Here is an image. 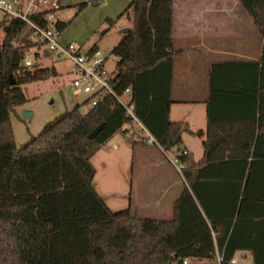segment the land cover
<instances>
[{"label":"trees","instance_id":"obj_1","mask_svg":"<svg viewBox=\"0 0 264 264\" xmlns=\"http://www.w3.org/2000/svg\"><path fill=\"white\" fill-rule=\"evenodd\" d=\"M258 31L257 61L211 66L207 131L172 122L175 0H131V29L113 50L115 88L131 91L138 121L164 154L179 148L186 186L170 221L114 212L93 186L92 158L126 125L137 124L112 98L89 101L17 146L11 114L27 103L23 86L57 78L54 68L25 66L49 57L33 30L0 22V264H231L240 253L264 264V0H239ZM85 7L79 6V12ZM39 17H34L38 21ZM40 21V20H39ZM117 21L108 20L110 28ZM68 23L60 26L63 34ZM95 46L93 50H97ZM12 79L14 84H12ZM103 125L94 139L90 135ZM145 134L143 131H140ZM184 136L203 138L197 162ZM147 145V138L140 142Z\"/></svg>","mask_w":264,"mask_h":264},{"label":"rangeland","instance_id":"obj_2","mask_svg":"<svg viewBox=\"0 0 264 264\" xmlns=\"http://www.w3.org/2000/svg\"><path fill=\"white\" fill-rule=\"evenodd\" d=\"M201 2L207 8V15L210 13L211 17L216 15L218 17L219 13H224L222 16L227 22L224 24L225 27L221 22L222 26L219 30H226L227 36H231L227 40V48L238 52H245L251 48L256 52L254 39L257 31L239 0H195L196 7L202 6ZM130 3L131 0H104L103 3H91L89 0H62V4L70 10L71 16L61 36L62 43L83 46L86 49L96 46L102 56L109 58L107 68L114 75L118 61L111 54L122 41L124 32L131 29L127 17L120 18ZM82 4L85 7L79 12L78 7ZM4 16L0 11V22L3 21ZM108 20L117 21L116 25L110 28ZM215 20L217 21L215 17L211 19L212 22ZM244 24H248L247 27ZM237 25L241 26L237 28ZM208 29V33H213L217 28L211 25ZM242 33L246 38L242 39L240 36ZM258 39L261 44L259 34ZM182 44L183 42L176 43V48L180 49ZM192 48L198 49L196 46ZM198 57L200 56L192 55L194 61ZM31 61L35 65H41L42 68H54L58 77L23 86L27 103L11 114V125L17 146L38 136L46 124L88 99L87 96L74 95L71 86L74 66L71 62L53 55L37 58L35 53H32ZM128 101L129 98L126 97L124 102ZM91 108L87 105L84 111L88 112ZM26 114L31 116L28 118ZM124 130H130L131 133H118L92 158L91 163L96 169L94 188L114 212L130 209L140 218L172 220L171 202L175 200L176 192L183 189L181 167L177 160L179 148L164 155L158 152L160 162L153 160L154 158L150 160L141 149L143 146L140 142L148 139L146 134L140 132L141 127L137 124L126 125ZM185 140L194 141L188 136ZM185 147L184 144L181 148ZM192 147L196 154L195 160H200L202 141L195 140V145ZM168 187L170 190L162 196ZM157 200H162V203L161 208L158 206L155 210ZM162 210L165 211L163 214ZM238 260L239 264H252L250 256L244 258L238 256Z\"/></svg>","mask_w":264,"mask_h":264},{"label":"crops","instance_id":"obj_3","mask_svg":"<svg viewBox=\"0 0 264 264\" xmlns=\"http://www.w3.org/2000/svg\"><path fill=\"white\" fill-rule=\"evenodd\" d=\"M201 4L202 6L196 7L195 0H175L173 32L175 48L176 43L183 42V44L180 49L176 48V51L179 52V54L175 57L174 62V80L171 94L174 103L171 106L170 119L172 122L188 123L194 132L202 131L205 135L208 126L207 101L210 95L209 82L211 66L218 62L231 60L257 61L260 58L262 42L261 44L258 42V31L256 30L257 33L255 34L257 35H255L256 37L254 39L257 48L256 52L251 48L245 52H238L227 48L226 43L231 36H227L226 30H219L222 26L220 23L222 22L225 27L224 24L227 22V19L225 20V17L222 16L224 13H219L218 17L217 15L211 17L210 13L207 15L208 12L207 8L204 7L205 4L203 2H201ZM62 6L68 10V7L64 4H62ZM214 17L217 18V21L215 20L212 22L211 19L213 20ZM69 18H71V16ZM211 25L217 29L213 33H208L209 29L207 30V28H210ZM245 25L247 27L248 24H244V26ZM238 26L241 25H237V28ZM250 30L252 29L250 28ZM241 31L244 30L241 29ZM243 35L244 33L240 35L242 36V39L246 38V36ZM192 46H196L198 49H193ZM192 55L200 57L194 61ZM185 137L186 136L183 138V145L185 144V148L195 156L196 154L193 152L192 146L195 145V140L198 139L202 141L203 147L205 136L203 138H193L188 136V138L193 139L194 141H186ZM142 146V151L150 160L154 158L153 160L157 162L161 161L157 154L159 152L164 155V153L158 147L149 144H142ZM151 148H154V150ZM200 155L201 159L198 161L196 160L197 162L202 160L204 156V148L201 150ZM182 184L183 189L176 192L175 200L171 202L173 205L180 198L186 186L183 179ZM169 190L168 187L167 190L163 192L162 196H164ZM156 203L155 210L158 209L162 200H157ZM164 212L165 211L162 210L161 213L163 214ZM147 219L152 218L147 217ZM240 254L245 255V257L250 256L252 259V256L248 253Z\"/></svg>","mask_w":264,"mask_h":264},{"label":"built area","instance_id":"obj_4","mask_svg":"<svg viewBox=\"0 0 264 264\" xmlns=\"http://www.w3.org/2000/svg\"><path fill=\"white\" fill-rule=\"evenodd\" d=\"M0 11L10 19L22 21L33 30V38L41 44V49L36 52L37 54L42 55L47 52L73 64L74 79L71 86L76 97L87 96L86 101H89L92 108L97 107L107 97L114 99L148 136V144H156L154 138L134 114L131 91L127 90L123 95L117 93L115 81L118 68L114 75L109 72L107 68L109 58L102 56L98 49H86L83 46L62 43L60 26L68 22L70 10L62 6L61 0H0ZM34 17H39L40 21H34ZM31 57L32 54L27 56L26 67L34 65ZM126 97L129 98L127 103L124 102ZM238 256L245 257L243 254ZM238 256L231 264H239ZM217 259L218 264H222L223 258L218 253ZM183 264H188V262L185 261Z\"/></svg>","mask_w":264,"mask_h":264},{"label":"water","instance_id":"obj_5","mask_svg":"<svg viewBox=\"0 0 264 264\" xmlns=\"http://www.w3.org/2000/svg\"><path fill=\"white\" fill-rule=\"evenodd\" d=\"M89 1H90L91 3H103V2H104V0H89ZM129 31H130V29H129V30H126V31L124 32V34H125V33H128ZM12 84H14V80H13V79H12ZM30 116H31L30 114H26V117L29 118ZM102 130H103V125H101L100 127H98V128L96 129V131L90 135V139H94V138L97 136V134L100 133ZM178 264H183V262H182V261H179Z\"/></svg>","mask_w":264,"mask_h":264}]
</instances>
